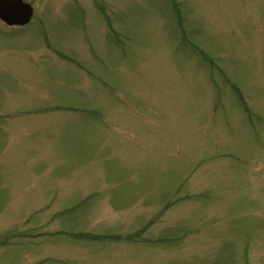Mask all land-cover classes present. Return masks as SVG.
I'll list each match as a JSON object with an SVG mask.
<instances>
[{
	"label": "rangeland",
	"instance_id": "374dc122",
	"mask_svg": "<svg viewBox=\"0 0 264 264\" xmlns=\"http://www.w3.org/2000/svg\"><path fill=\"white\" fill-rule=\"evenodd\" d=\"M24 1L0 264H264V0Z\"/></svg>",
	"mask_w": 264,
	"mask_h": 264
},
{
	"label": "water",
	"instance_id": "95a60500",
	"mask_svg": "<svg viewBox=\"0 0 264 264\" xmlns=\"http://www.w3.org/2000/svg\"><path fill=\"white\" fill-rule=\"evenodd\" d=\"M31 16V7L22 0H0V20L7 26H23Z\"/></svg>",
	"mask_w": 264,
	"mask_h": 264
}]
</instances>
